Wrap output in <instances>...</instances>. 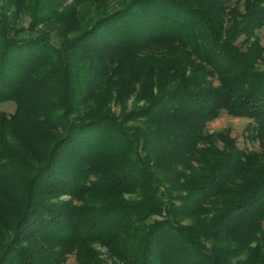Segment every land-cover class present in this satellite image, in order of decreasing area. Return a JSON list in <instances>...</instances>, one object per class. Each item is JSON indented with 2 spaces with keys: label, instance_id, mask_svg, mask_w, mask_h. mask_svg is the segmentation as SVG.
<instances>
[{
  "label": "trees",
  "instance_id": "16d2710c",
  "mask_svg": "<svg viewBox=\"0 0 264 264\" xmlns=\"http://www.w3.org/2000/svg\"><path fill=\"white\" fill-rule=\"evenodd\" d=\"M3 1L0 103L19 113L32 76L54 66L60 99L48 101L66 111L41 107L46 122L31 112L0 119V264H67L70 255L75 264H264V0H245L244 14L233 0H105L59 46L52 32L62 36L64 23L18 37L21 0ZM112 63L122 101L134 83L146 104L75 122L87 73ZM224 111L251 121L247 138L260 150L208 130ZM36 130L54 144L29 172ZM131 185L140 199L128 202Z\"/></svg>",
  "mask_w": 264,
  "mask_h": 264
},
{
  "label": "rangeland",
  "instance_id": "374dc122",
  "mask_svg": "<svg viewBox=\"0 0 264 264\" xmlns=\"http://www.w3.org/2000/svg\"><path fill=\"white\" fill-rule=\"evenodd\" d=\"M6 4L15 2L16 0H5ZM105 0H41L43 4L41 9L45 11L42 12L43 22L46 24H33V14H37L40 10V5L36 2V0H21L19 5H21V15L17 19V25L15 27V34L18 37H23L25 35H29L31 32L39 33L42 31L47 32V25L50 23L51 26L56 23V21H60L64 23L68 28L64 32V34L58 37L55 32H52L53 41L56 46H59L61 43L68 44L74 40V38L85 30L89 28L91 22L98 17V4ZM254 2H258V0H252ZM240 4L238 0H233L234 4H237L240 8L238 9L240 13H245L247 9H245V0H240ZM253 2V3H254ZM4 4L3 0H0V5ZM264 6V2L263 5ZM24 7L28 8L23 9ZM10 9V7H9ZM234 9L231 7L230 11ZM35 10V11H34ZM1 13V12H0ZM7 13V12H2ZM8 15V13H7ZM231 13L228 12L225 17L230 18ZM232 23L229 25L231 27ZM32 29H34L32 31ZM13 32V34H14ZM43 33V32H42ZM14 34V35H15ZM258 35L261 38V45L264 48V28L258 32ZM247 42L244 37H241L237 43H235V47H242V44ZM245 50V48H244ZM115 68V65L112 63L110 69L105 68L100 71H96L91 69L87 73L88 84L86 87L85 93L77 97V101L75 102V107L73 109L74 115L72 119L75 122H83L89 120L88 118H98L109 111L113 114L119 115L121 113L122 108L125 106L128 110L137 107H143L146 104V98L142 94L135 97L134 91V83L129 85V89L127 91L128 99L127 101L123 99V90L117 83L122 75L121 74H111L110 71ZM261 70H264V65H261ZM33 81L30 89H32V94L30 95L32 98H38L37 105L33 106V102L30 96H26L22 101L21 107L22 110L18 113V107L16 103L3 102L0 103V119H4L8 122H13L18 119V117L23 118V116L27 115L31 112L30 115L35 116L36 118H32L36 120L37 118L40 121L46 122V120L42 119V111H47L46 115H62L64 113L65 108L61 106L51 107L52 103L48 101V99L52 98L51 95H54L57 99H60V96L57 94L61 90V78L63 80V74L58 73L56 67L51 66L48 68H44L39 70L33 76ZM133 93V94H132ZM122 101V102H121ZM42 108V113L39 112V109ZM40 113V114H39ZM82 116V117H81ZM15 117V118H14ZM251 121L247 118L242 117H234L227 112H222V114L209 124L208 130L215 134L217 132H226L230 131L231 136L237 139L238 145L242 149H250V150H260V146L258 142L251 141L247 138L248 135V126ZM62 124V122H61ZM64 125V121H63ZM11 128V126H10ZM37 133H33L30 143H27L29 154L24 155L26 157V162L31 167V172L34 168L40 167L44 164L45 158H41L43 153L47 151L46 149L52 143L53 140L48 143H44V139L41 137V131L36 130ZM57 134L55 139H60L64 132L61 131V127H58ZM10 137V133H9ZM28 138V137H27ZM213 138L211 143L213 144ZM26 141V140H24ZM54 144V141H53ZM52 144V145H53ZM216 145H221V141L216 139ZM214 144V145H215ZM47 145V146H46ZM26 146V147H27ZM26 151V150H25ZM33 153V154H32ZM31 154V155H30ZM117 166L111 167L109 171L116 172L114 168ZM107 187V184L105 185ZM136 189L139 190L138 187L131 185L130 193H126L125 196L128 202L137 201L140 199V195L136 192ZM160 219V218H157ZM98 250L101 251V254L104 258H107V251L97 245ZM76 259L74 255H70L67 264H75Z\"/></svg>",
  "mask_w": 264,
  "mask_h": 264
}]
</instances>
